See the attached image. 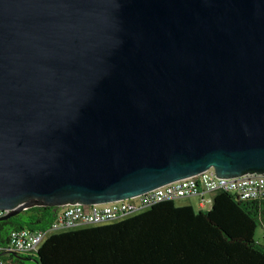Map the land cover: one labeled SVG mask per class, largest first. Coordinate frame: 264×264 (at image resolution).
Masks as SVG:
<instances>
[{
	"label": "water",
	"instance_id": "water-1",
	"mask_svg": "<svg viewBox=\"0 0 264 264\" xmlns=\"http://www.w3.org/2000/svg\"><path fill=\"white\" fill-rule=\"evenodd\" d=\"M210 168L264 174V0H0V220Z\"/></svg>",
	"mask_w": 264,
	"mask_h": 264
},
{
	"label": "trees",
	"instance_id": "trees-1",
	"mask_svg": "<svg viewBox=\"0 0 264 264\" xmlns=\"http://www.w3.org/2000/svg\"><path fill=\"white\" fill-rule=\"evenodd\" d=\"M59 208L35 206L0 220V247L15 229H46ZM264 199L215 194L209 209L156 202L121 220L51 232L32 256L3 254L10 264H264ZM36 261V262H35Z\"/></svg>",
	"mask_w": 264,
	"mask_h": 264
},
{
	"label": "built area",
	"instance_id": "built-area-1",
	"mask_svg": "<svg viewBox=\"0 0 264 264\" xmlns=\"http://www.w3.org/2000/svg\"><path fill=\"white\" fill-rule=\"evenodd\" d=\"M220 191L232 192L243 199H264V174L248 173L237 177H221L216 174L214 168H210L200 174L165 184L132 198L60 207L55 220L46 229L34 230L25 227L13 230L8 247H0V264H10V260L2 257L3 254H35L47 233L60 228L118 219L142 208H148L156 202L181 197L199 196L201 207L207 204L211 206L215 194ZM208 193L214 196L208 198L206 196ZM6 213V210L0 209V217Z\"/></svg>",
	"mask_w": 264,
	"mask_h": 264
},
{
	"label": "rangeland",
	"instance_id": "rangeland-1",
	"mask_svg": "<svg viewBox=\"0 0 264 264\" xmlns=\"http://www.w3.org/2000/svg\"><path fill=\"white\" fill-rule=\"evenodd\" d=\"M206 196H207L208 198H212L214 195L208 193ZM175 204H176V205H179V206H181V205H188V204H191V205H193V206H194L196 209H198V210H199V209L207 210V209L210 208V204H207L205 207H201V206H200V197H199V196H190V197L176 198V199H175ZM145 209H146V208H142V209H140V210H138V211H135V212H132V213H130L129 215H126V216H124V217H121V218H118V219H114V220H110V221H103V222H101V223L114 222V221H116V220H121V219H123V218H126V217H128V216H130V215H132V214L138 213V212L143 211V210H145ZM88 225H91V224L77 225V226H74V227H64V228H60V229H58V230H56V231H61V230H64V229H69V228H79V227H82V226H88ZM49 234H51V232H48V233H47V236H48ZM47 236H46V237H47ZM255 238H256L257 241L264 243V228H263L262 226H258V227H257L256 232H255ZM22 255H24V256H32V254H26V253H23ZM32 257H33V256H32ZM35 262H36V261H35Z\"/></svg>",
	"mask_w": 264,
	"mask_h": 264
},
{
	"label": "crops",
	"instance_id": "crops-1",
	"mask_svg": "<svg viewBox=\"0 0 264 264\" xmlns=\"http://www.w3.org/2000/svg\"><path fill=\"white\" fill-rule=\"evenodd\" d=\"M200 199H201V197H200Z\"/></svg>",
	"mask_w": 264,
	"mask_h": 264
}]
</instances>
